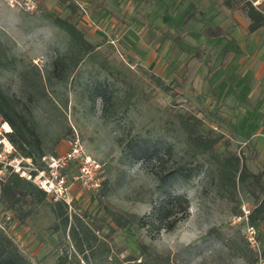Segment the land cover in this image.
I'll return each instance as SVG.
<instances>
[{
	"label": "rangeland",
	"instance_id": "374dc122",
	"mask_svg": "<svg viewBox=\"0 0 264 264\" xmlns=\"http://www.w3.org/2000/svg\"><path fill=\"white\" fill-rule=\"evenodd\" d=\"M250 1L259 6L263 0ZM57 17L74 24L93 46L79 64L69 35L53 23ZM249 23L244 9H228L223 0H41L35 13L0 0L1 87L33 116L47 155L64 152L78 134L104 169L101 191L74 188L67 229L52 198L39 204L22 196L11 207L0 184V231L23 264L256 259L245 230L256 227L264 249V220L246 217L256 202L242 185L222 197L218 179L204 174L176 184L175 193L188 199L189 214L172 232L156 234L128 216L147 218L152 202H159L156 160L134 159L130 148L138 141L159 142L163 150L172 145L171 168L185 147L178 115L197 116L203 133L223 136L217 155L242 157L264 178V76H256L264 67V28L249 33ZM209 27L224 35L205 36ZM15 146L16 157L23 158Z\"/></svg>",
	"mask_w": 264,
	"mask_h": 264
},
{
	"label": "trees",
	"instance_id": "16d2710c",
	"mask_svg": "<svg viewBox=\"0 0 264 264\" xmlns=\"http://www.w3.org/2000/svg\"><path fill=\"white\" fill-rule=\"evenodd\" d=\"M223 4L228 9L242 8L247 12L250 22L249 33H255L264 28V0L259 6L254 5L250 0H223ZM191 18L188 17L187 19ZM53 23L69 35L72 44L80 53L76 59V64L81 63L84 56L93 50L91 43L67 19L57 17L53 19ZM203 34L209 38H217L222 37L224 32L221 28L212 29L209 27L203 31ZM156 81L160 87L170 90L161 79L157 78ZM19 104L20 100L12 99L0 85V116L10 124L13 131L8 135L9 141L24 153L23 158L32 159L38 167H42L41 159L48 153L45 152L42 140L36 131L33 116L31 114L27 116L19 108ZM177 122L179 126L177 132L184 136L185 147L175 155L177 158L174 159L171 168L167 167V163L175 152L172 145L166 146L165 150L160 147L159 142L149 145L146 141H138L131 146V154L134 159L156 160L157 166L152 172L157 182L155 193L158 195L159 202H152L154 209L147 218L131 214L128 216L132 220H136L141 227L152 229V231L156 230V234L163 230L166 232L174 231L179 222L185 220L189 214L188 199L175 193V185L187 183L204 174L212 180L218 179L216 183L217 192L222 197L234 192L238 184L242 185L256 202L255 208L249 215L250 221L254 223L258 220H264L263 174L251 172L244 159L235 154H227L223 157L217 155L216 148L223 136L214 131L203 133L201 131L202 121L197 116L192 114L178 115ZM0 184L3 185L1 188L2 195L7 198L11 207L15 206L22 196H29L39 204L47 198L44 191L15 173L10 174ZM60 203H55L53 211L57 219L63 221L64 227L67 229L69 225L68 207L65 203ZM122 216L116 217L119 224H122ZM72 236L77 239L78 234L75 230H73ZM83 246L79 240L77 247L81 253L84 252ZM255 262L256 259L251 264H255ZM0 264H23V258L1 231Z\"/></svg>",
	"mask_w": 264,
	"mask_h": 264
},
{
	"label": "built area",
	"instance_id": "2783aa9c",
	"mask_svg": "<svg viewBox=\"0 0 264 264\" xmlns=\"http://www.w3.org/2000/svg\"><path fill=\"white\" fill-rule=\"evenodd\" d=\"M13 9L35 13L40 8L39 0H5ZM10 124L0 116V183L10 174L35 184L55 202H62L71 207V193L75 187L87 193L99 192L104 184L103 165L86 150L78 134L66 142L64 152L46 155L38 167L32 159L16 157V149L9 141ZM25 162V164H24ZM250 211L246 212V217ZM245 238L255 253V264H264V249L259 241V232L253 225H248Z\"/></svg>",
	"mask_w": 264,
	"mask_h": 264
},
{
	"label": "crops",
	"instance_id": "0c3cea01",
	"mask_svg": "<svg viewBox=\"0 0 264 264\" xmlns=\"http://www.w3.org/2000/svg\"><path fill=\"white\" fill-rule=\"evenodd\" d=\"M39 2H40V7H41V0H39ZM211 28V27H210ZM212 29H214V28H212ZM214 39V38H213ZM257 77H259V76H264V67H262V69H260L259 70V72H258V74L256 75ZM245 94H247V92L245 91ZM248 96V95H247ZM251 93L249 94V96H248V98H251Z\"/></svg>",
	"mask_w": 264,
	"mask_h": 264
}]
</instances>
